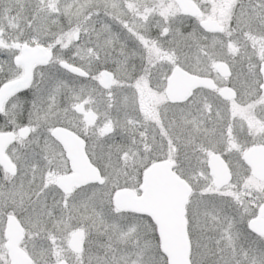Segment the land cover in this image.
I'll return each mask as SVG.
<instances>
[{
	"label": "snow or ice",
	"instance_id": "1",
	"mask_svg": "<svg viewBox=\"0 0 264 264\" xmlns=\"http://www.w3.org/2000/svg\"><path fill=\"white\" fill-rule=\"evenodd\" d=\"M0 264H264V0H0Z\"/></svg>",
	"mask_w": 264,
	"mask_h": 264
}]
</instances>
